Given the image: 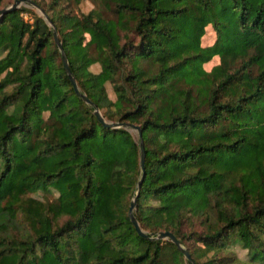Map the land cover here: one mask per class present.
<instances>
[{"label":"trees","instance_id":"obj_1","mask_svg":"<svg viewBox=\"0 0 264 264\" xmlns=\"http://www.w3.org/2000/svg\"><path fill=\"white\" fill-rule=\"evenodd\" d=\"M33 1L80 92L43 16L0 14V264H191L160 230L264 264V0ZM96 107L142 129L138 191L140 138Z\"/></svg>","mask_w":264,"mask_h":264},{"label":"water","instance_id":"obj_2","mask_svg":"<svg viewBox=\"0 0 264 264\" xmlns=\"http://www.w3.org/2000/svg\"><path fill=\"white\" fill-rule=\"evenodd\" d=\"M29 2V3H32L34 5H36L37 7H40L35 1L33 0H15V2H13L11 5L9 6H6V7H3V8H0V14L1 13H4L6 11H9V10H12V9H15L17 7H20L21 6V3L22 2ZM40 9L46 14L45 10L40 7ZM46 17L48 18V20L51 22V24L53 25V28H54V37H55V41L57 42L58 44V47L61 51V56H62V60L65 64V67H66V70L70 76V79L72 80L75 88L77 89V91L80 92V88H79V85H78V81L76 79V76L75 74L73 73V71L71 70L70 68V64H69V61H68V56H67V53H66V50L63 46V43L60 39V36H59V33H58V30L53 22V20L51 19V17L49 15L46 14ZM84 99L90 103V104H94L93 101L90 100V98L85 94L83 93L82 94ZM94 112L98 115V117L100 118V120L104 123V124H108V125H111V126H114V127H125L127 129H129L130 131H133V130H137V133H138V136L140 138V166H141V169H142V175L138 181V184H137V191L140 189L142 183H143V180H144V176H145V172H146V164H145V161H146V148H145V143H144V139H143V134H142V129L140 128L139 125L135 124V123H132V122H129V121H109L107 120L102 111L96 107L94 109ZM137 202H138V192H136L134 195H133V198L131 200V205H130V212H133L136 207H137ZM132 220L133 222L135 223L137 229L139 230V232L143 235H147L149 236V234L143 230V228L141 227L140 225V222L137 218L136 215H132ZM157 238H165V239H171L173 240L179 247L180 249L183 251L185 257L191 261V264H195L194 260H193V257L191 256L188 248L181 242V240L176 236L175 233H173L172 231H169V230H160L158 231L157 233Z\"/></svg>","mask_w":264,"mask_h":264},{"label":"rangeland","instance_id":"obj_3","mask_svg":"<svg viewBox=\"0 0 264 264\" xmlns=\"http://www.w3.org/2000/svg\"><path fill=\"white\" fill-rule=\"evenodd\" d=\"M38 1H40L44 5H48L49 6L52 0H38ZM13 2H15V0H4V2L0 5V8L9 6ZM65 3H67V2H65ZM67 5H69L70 8L75 9L76 12H82V11L83 12H87L91 8L97 6V4L94 3L93 0H82L78 5L75 4L74 2H70ZM20 7H28V8L33 9L36 14H39V15L43 16L47 20L48 24L53 27L51 22L46 17V14L47 15H49V14L46 12L45 9L44 10H45L46 14L40 9V7H37L36 5H34L32 3H29V2H26V1L22 2ZM49 12L52 13L53 12V8H50ZM25 15H26V18L30 17L29 16L30 14L28 12H25ZM209 31H210V33H209L210 39L213 40L216 37V34H215L214 30L212 29L211 25H209ZM216 61H217V56L213 57L212 60H210L209 62H206L205 63V67L206 68H210L211 65L213 63H215ZM93 67H95V66L93 65ZM99 68H100V66H98L97 69H99ZM93 69L97 70L96 68H93ZM107 88H108V92H109L110 96L112 98H115L116 95H115V93L113 91L112 84L111 83H107ZM133 132H134L135 136H138L137 130H133ZM38 196H42V193H39ZM235 250L237 251L238 255L242 256V257H244L246 255V252H247V249H243L242 247H239V246L236 247Z\"/></svg>","mask_w":264,"mask_h":264}]
</instances>
